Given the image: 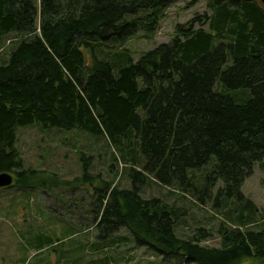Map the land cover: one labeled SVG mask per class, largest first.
Returning a JSON list of instances; mask_svg holds the SVG:
<instances>
[{"label":"trees","instance_id":"16d2710c","mask_svg":"<svg viewBox=\"0 0 264 264\" xmlns=\"http://www.w3.org/2000/svg\"><path fill=\"white\" fill-rule=\"evenodd\" d=\"M176 1L0 0V44L13 38L0 61V172L14 174L7 188L42 187L48 176L23 167L18 128L82 131L104 140L122 165L112 179L129 184L94 187L100 238L125 227L163 264H264V220L241 192L264 156V7L206 0L208 14L135 60L123 43L152 33ZM151 184L224 209L220 245H200L201 226L178 236L185 208L144 197ZM51 242L40 234L36 249Z\"/></svg>","mask_w":264,"mask_h":264},{"label":"rangeland","instance_id":"374dc122","mask_svg":"<svg viewBox=\"0 0 264 264\" xmlns=\"http://www.w3.org/2000/svg\"><path fill=\"white\" fill-rule=\"evenodd\" d=\"M209 12L206 0H178L165 10L152 33L140 30L123 45L136 60L145 51L170 41L176 24ZM12 40L7 37L0 44V61L11 49ZM16 148L24 168L39 170L48 178L42 187L0 188V264H91L103 257L108 264H163L158 253L137 244L125 227L105 238L99 237L101 228L93 218L94 187L111 180L112 186L129 185L123 174L112 179L116 165H122L110 159L111 149L103 139L94 140L78 130H44L33 124L18 128ZM83 171L97 176L90 182L81 181ZM167 191L151 184L143 196H159L185 208L175 229L178 236L187 237L201 226L210 234L199 244L219 246L217 227L225 219V210L210 202L198 203L190 193L181 197ZM241 192L257 207V221L264 220V156L244 179ZM40 234L50 237L52 242L36 249Z\"/></svg>","mask_w":264,"mask_h":264},{"label":"water","instance_id":"95a60500","mask_svg":"<svg viewBox=\"0 0 264 264\" xmlns=\"http://www.w3.org/2000/svg\"><path fill=\"white\" fill-rule=\"evenodd\" d=\"M261 4L264 7V0H261ZM13 183V176L11 172H0V188L7 187ZM249 264H260L258 262H251Z\"/></svg>","mask_w":264,"mask_h":264}]
</instances>
